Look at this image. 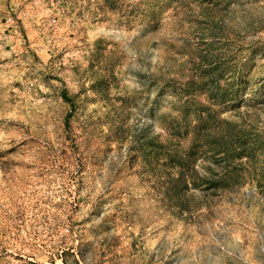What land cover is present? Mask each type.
Wrapping results in <instances>:
<instances>
[{"label":"rangeland","instance_id":"obj_1","mask_svg":"<svg viewBox=\"0 0 264 264\" xmlns=\"http://www.w3.org/2000/svg\"><path fill=\"white\" fill-rule=\"evenodd\" d=\"M0 264H264V0H11Z\"/></svg>","mask_w":264,"mask_h":264},{"label":"crops","instance_id":"obj_2","mask_svg":"<svg viewBox=\"0 0 264 264\" xmlns=\"http://www.w3.org/2000/svg\"><path fill=\"white\" fill-rule=\"evenodd\" d=\"M11 0H0V13H2L3 10H7L9 8V2Z\"/></svg>","mask_w":264,"mask_h":264}]
</instances>
